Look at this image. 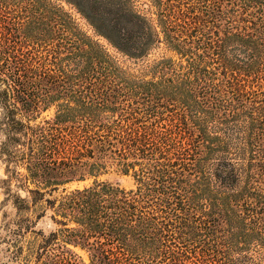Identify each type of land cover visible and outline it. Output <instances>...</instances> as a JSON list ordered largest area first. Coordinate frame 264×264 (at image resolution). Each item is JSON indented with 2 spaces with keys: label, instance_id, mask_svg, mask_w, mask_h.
<instances>
[{
  "label": "trees",
  "instance_id": "1",
  "mask_svg": "<svg viewBox=\"0 0 264 264\" xmlns=\"http://www.w3.org/2000/svg\"><path fill=\"white\" fill-rule=\"evenodd\" d=\"M64 1L131 57L143 55L150 41L158 38L146 18L134 10L133 0ZM150 1L166 44L184 62L159 61L155 64L161 70L158 81L142 82L149 89L141 94H157L189 110L194 108L191 120L198 134L191 141L197 147L202 144L205 153L218 140L233 136L242 140L258 167L254 175L263 178L264 91L250 92L240 84L248 76L263 79L264 0H230L228 8L221 5L222 0H213V14L206 16L185 15L171 0ZM20 6L26 23H41L48 13L73 23L71 14L51 0H21ZM235 6L253 8L251 19L247 14L241 16ZM209 23L208 30L204 29ZM80 40L87 47L80 54L90 56L92 65L105 61L97 42L87 36ZM56 65V57L49 66L39 65L32 55L9 49L0 39V132L4 135L0 155L23 164L22 179L33 185L12 201L17 219L11 222L14 227L4 224L7 235L1 240L5 247L0 264H206L187 245L186 249L176 245L173 237L189 238L198 232L186 211L194 207L201 182L214 179L222 191L233 189L238 169L224 160L211 171L204 170L198 157L188 167L197 179L187 178L175 167L172 155L176 152L180 159L186 158L190 139L184 137L178 147L171 146L165 140V127L141 123L138 108L132 105L134 85L129 78L117 72L110 81L98 82L97 78L86 79L84 66L71 72ZM44 81L55 89L42 87ZM59 99L52 121L30 124L40 109ZM93 148L97 157L131 173L135 188L125 190L93 180L89 186L62 188L54 195L65 183L86 175L96 177L105 168L103 162L82 159ZM241 193L218 195L223 200L220 207L237 221L244 218L234 208L240 204ZM257 199L260 209L264 208V190ZM47 210L51 221L62 228L45 235L32 229L34 221L24 215L39 219ZM252 219L250 232L264 245L258 229L264 226ZM59 239L65 244L58 243ZM66 243L85 249L88 261L81 260Z\"/></svg>",
  "mask_w": 264,
  "mask_h": 264
},
{
  "label": "rangeland",
  "instance_id": "2",
  "mask_svg": "<svg viewBox=\"0 0 264 264\" xmlns=\"http://www.w3.org/2000/svg\"><path fill=\"white\" fill-rule=\"evenodd\" d=\"M20 1L0 0V39L6 43L9 49H18L24 55H32L39 65L49 66L53 57H56V66L70 69L71 72H74L73 70L77 67L84 66L86 79L88 80L97 78L98 82L100 80L110 81L113 79L112 76H117V72L129 78L132 85H134V102L132 105L138 108L136 115L141 123H153L165 127V140L171 146L178 147L184 137L190 139V145L184 151L186 154L189 153L184 155L187 156L186 158L180 159V155L176 152L172 155L175 167L182 169L184 176L187 178L197 179L198 175L193 170H189L188 167L195 163V158L198 157L201 161L200 167L204 170L211 171L212 167L219 161L224 160L229 161L238 169V177L235 184H233V189L229 188V190L222 191L216 185L214 179L205 182L204 185V182H201V191L198 192L197 190L194 194V207L186 211L192 219L191 223L196 225L198 232L189 238L177 234L172 241L181 249H186L185 245H187L191 254L205 259L206 264H264V245L258 244V237L250 232L252 226H254L252 218L258 219L264 226V208L260 209L261 206L257 202V194L262 193L264 190V177L258 179L254 175L258 167H256L255 161L252 160L249 151L244 149L245 144L242 143V140L238 141L235 138L236 136H233L228 141L218 140L216 144L212 145L211 149L208 147L205 153L202 144H198L197 147L196 143L191 141V137L195 138L198 134L192 122L193 120H191L192 115L195 113L194 108L189 110L179 102L162 98L157 94H141V92L144 91L145 93L149 89L148 86L143 87L142 82L158 81L160 74L157 71L161 70L158 66L155 69V64L159 61L171 59L177 65L184 62L179 54L168 47L163 34L159 31V27L156 26L157 10L152 2L150 0H133L134 10L140 12L146 18L151 29L157 32L158 38L150 41L143 55L131 57L115 48L104 36L100 35L72 4L64 0H51V2L58 3L71 14L73 23L69 22L66 17H63L65 21H59L57 18H53L54 14L52 13H48L41 23H35L34 21L26 23L25 12L20 6ZM171 1L188 16H206L207 12L212 15L215 7L213 0ZM220 3L225 8L231 5L230 0H222ZM235 8L240 11L241 16L247 14V17L251 19L250 13L253 8L248 7V10L241 6H235ZM263 11L264 7L262 8V14ZM209 26H211L210 23L204 29ZM210 30H212V27ZM219 34L222 35V32L220 31ZM85 36L98 43L99 48L105 52V61L92 65L90 56L80 54V50L87 48L80 40V37ZM258 69L260 70V68ZM169 74V70H166L165 76H169ZM261 74L263 79L248 76L244 79V82H241L240 86L250 92L259 93L262 90L264 91V73L261 72ZM220 77L222 76L220 75ZM45 82H43L42 87L45 88L46 85L51 91L55 89V87ZM69 83L73 84L72 81ZM60 102L61 99L56 100L47 107L40 109L30 124L41 125L45 124V121H52L58 108L57 103ZM128 106L130 107V104ZM2 140H4V135L0 132V141ZM15 148H12L13 151ZM97 155L98 151L93 148L92 153L86 152L82 158L89 162L96 160L106 164L105 168L96 177L86 175L82 180H72L62 185L54 195H58L62 188L70 190L89 186L93 180L105 181L125 190L135 188V181L131 173L121 172L115 163H111L104 157L99 158ZM85 167L82 169L84 170ZM23 174V164L8 161L4 155H0V254L3 247H5L1 241L2 237L7 235L4 224L10 223V226L14 227L11 222L17 219L12 201L16 196H23L25 188L33 187V185H28L23 181ZM253 175L254 177H252ZM207 185L209 188H207ZM248 190L255 193L249 194ZM237 192H242V196L239 199L240 204L238 206L234 205V208L244 217L241 221L235 220L232 213H230V216L226 214L220 207L223 200L218 196ZM50 214L51 211L47 210V213L39 219H35L30 213H26L24 216H30V219L34 221L32 229L40 230L43 234L48 235L50 232L62 228L61 225H56L51 221ZM248 214L250 216H247ZM18 216L23 217V214ZM68 226H71V224ZM258 229L264 235V227H258ZM58 243L65 244L60 239ZM66 247L84 262L88 261V252L85 249L70 243H66Z\"/></svg>",
  "mask_w": 264,
  "mask_h": 264
}]
</instances>
